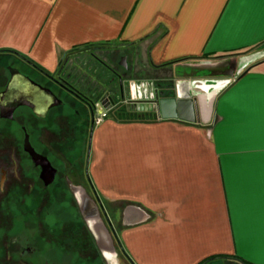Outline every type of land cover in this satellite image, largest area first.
<instances>
[{
	"label": "crops",
	"instance_id": "0c3cea01",
	"mask_svg": "<svg viewBox=\"0 0 264 264\" xmlns=\"http://www.w3.org/2000/svg\"><path fill=\"white\" fill-rule=\"evenodd\" d=\"M90 45L126 56L136 115L94 125L88 173L127 259L264 264V0H0V50L54 73ZM229 55L213 121L157 114L175 63Z\"/></svg>",
	"mask_w": 264,
	"mask_h": 264
},
{
	"label": "flooded vegetation",
	"instance_id": "af4514ba",
	"mask_svg": "<svg viewBox=\"0 0 264 264\" xmlns=\"http://www.w3.org/2000/svg\"><path fill=\"white\" fill-rule=\"evenodd\" d=\"M102 64L65 61L49 73L0 51V264H131L88 173L99 99L112 92L101 90ZM83 201L112 252L98 245Z\"/></svg>",
	"mask_w": 264,
	"mask_h": 264
},
{
	"label": "water",
	"instance_id": "95a60500",
	"mask_svg": "<svg viewBox=\"0 0 264 264\" xmlns=\"http://www.w3.org/2000/svg\"><path fill=\"white\" fill-rule=\"evenodd\" d=\"M122 64L126 65L125 57ZM173 79L161 84L159 91L151 99L156 104L157 114L162 119H177L187 123L208 124L213 121L214 103L217 96L229 86L240 70L237 69V56L187 59L174 64ZM117 90L106 91L99 99L97 112L109 113L130 99L131 88L120 83ZM130 109V103L126 105ZM142 105L141 109H146ZM140 109V106H138ZM85 218L91 223V230L97 243L104 251H113V238L106 227L91 215L93 205L82 203Z\"/></svg>",
	"mask_w": 264,
	"mask_h": 264
},
{
	"label": "rangeland",
	"instance_id": "374dc122",
	"mask_svg": "<svg viewBox=\"0 0 264 264\" xmlns=\"http://www.w3.org/2000/svg\"><path fill=\"white\" fill-rule=\"evenodd\" d=\"M123 57L126 58L124 53L119 50H111V47L108 46L97 47L93 45V46L78 48L71 51L70 53L66 54L63 57L62 62L64 63L66 61L69 64V66H72V64H76V68L80 69L79 67L86 68L87 65L92 66V64H96L100 60L103 61V64L100 66L101 67L100 77H102V83H103L102 85L103 87H101L102 88L101 90L111 89V91H113L114 89L117 90L116 88L119 87L120 81L128 78L126 76L127 69L119 64V61ZM87 76L89 78L91 75L88 74ZM90 78L93 80L95 79L94 76H91ZM111 112L113 115L119 117H123L125 115L126 116L136 115L134 114L135 112L133 111H131V113L127 115L125 104H123V106H121L119 109L114 108ZM107 210L109 213L110 211L108 208ZM211 264H219V263L212 262Z\"/></svg>",
	"mask_w": 264,
	"mask_h": 264
},
{
	"label": "trees",
	"instance_id": "16d2710c",
	"mask_svg": "<svg viewBox=\"0 0 264 264\" xmlns=\"http://www.w3.org/2000/svg\"><path fill=\"white\" fill-rule=\"evenodd\" d=\"M90 46H92V45H90ZM85 47V46H84ZM86 47H88V46H86ZM78 48H83V47H77V49ZM0 51H9V50H0ZM14 52V51H13ZM242 75V72H240L239 73V75L236 77V79L237 78H239L240 76ZM127 115H129V114H127ZM115 116V115H114ZM117 119H131V118H134L133 116H123V117H119V116H115ZM138 118V117H137ZM138 119H149V117H147V116H142V117H139ZM121 251L123 252V254H125L124 253V251L122 250V248H121ZM219 257H222V258H227V257H223V256H219ZM213 258H217V257H210V258H207V259H205L204 261H202V262H200L199 264H204L207 260H210V259H213Z\"/></svg>",
	"mask_w": 264,
	"mask_h": 264
},
{
	"label": "built area",
	"instance_id": "2783aa9c",
	"mask_svg": "<svg viewBox=\"0 0 264 264\" xmlns=\"http://www.w3.org/2000/svg\"><path fill=\"white\" fill-rule=\"evenodd\" d=\"M106 116H108V112L106 110L97 112L94 118V123L95 124L100 123Z\"/></svg>",
	"mask_w": 264,
	"mask_h": 264
}]
</instances>
